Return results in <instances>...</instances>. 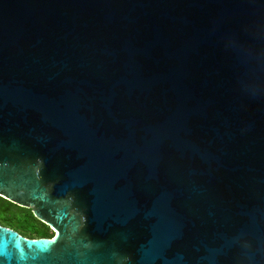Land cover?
Listing matches in <instances>:
<instances>
[{
	"label": "water",
	"instance_id": "1",
	"mask_svg": "<svg viewBox=\"0 0 264 264\" xmlns=\"http://www.w3.org/2000/svg\"><path fill=\"white\" fill-rule=\"evenodd\" d=\"M0 264H264V0H0Z\"/></svg>",
	"mask_w": 264,
	"mask_h": 264
},
{
	"label": "trees",
	"instance_id": "2",
	"mask_svg": "<svg viewBox=\"0 0 264 264\" xmlns=\"http://www.w3.org/2000/svg\"><path fill=\"white\" fill-rule=\"evenodd\" d=\"M0 224L9 226L29 238L53 237L55 232L35 217L31 209L21 207L0 196Z\"/></svg>",
	"mask_w": 264,
	"mask_h": 264
}]
</instances>
